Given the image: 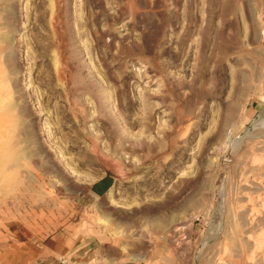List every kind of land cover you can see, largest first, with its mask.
Listing matches in <instances>:
<instances>
[{"label": "rangeland", "instance_id": "1", "mask_svg": "<svg viewBox=\"0 0 264 264\" xmlns=\"http://www.w3.org/2000/svg\"><path fill=\"white\" fill-rule=\"evenodd\" d=\"M0 264H264V0H0Z\"/></svg>", "mask_w": 264, "mask_h": 264}, {"label": "water", "instance_id": "2", "mask_svg": "<svg viewBox=\"0 0 264 264\" xmlns=\"http://www.w3.org/2000/svg\"><path fill=\"white\" fill-rule=\"evenodd\" d=\"M106 175L93 183L91 189L96 194L102 196L107 193L115 183L117 174L109 164H104Z\"/></svg>", "mask_w": 264, "mask_h": 264}, {"label": "bare ground", "instance_id": "3", "mask_svg": "<svg viewBox=\"0 0 264 264\" xmlns=\"http://www.w3.org/2000/svg\"><path fill=\"white\" fill-rule=\"evenodd\" d=\"M14 153L12 152V153L8 154V156L11 157L9 161H11L13 163L21 162V160L24 158L25 155L22 153H17V154L16 153L14 154ZM9 157H8V159H9Z\"/></svg>", "mask_w": 264, "mask_h": 264}]
</instances>
